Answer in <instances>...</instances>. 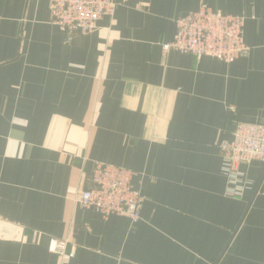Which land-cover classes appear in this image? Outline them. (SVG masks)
<instances>
[{"label":"crops","instance_id":"obj_1","mask_svg":"<svg viewBox=\"0 0 264 264\" xmlns=\"http://www.w3.org/2000/svg\"><path fill=\"white\" fill-rule=\"evenodd\" d=\"M115 1L67 40L47 0H0V264H264V161L231 181L218 147L264 123V0ZM202 2L248 55L162 50ZM96 162L133 172L137 222L78 203Z\"/></svg>","mask_w":264,"mask_h":264},{"label":"built area","instance_id":"obj_2","mask_svg":"<svg viewBox=\"0 0 264 264\" xmlns=\"http://www.w3.org/2000/svg\"><path fill=\"white\" fill-rule=\"evenodd\" d=\"M50 20L67 33L88 32L103 16H112L115 0H47ZM244 18L223 14L202 2L198 9L174 20L171 40L161 44L162 50L189 53L196 58L211 56L226 63L248 55L250 47L243 38ZM233 110V108H230ZM224 170L234 181L241 164L264 161V123L233 121L231 140L218 144ZM133 172L113 164L96 162L86 177L87 185L78 194V203L103 218L111 214L127 216L132 222L140 219L144 197L132 186ZM66 240L52 239L51 251L63 254Z\"/></svg>","mask_w":264,"mask_h":264}]
</instances>
